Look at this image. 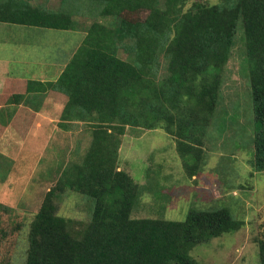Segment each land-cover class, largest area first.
Instances as JSON below:
<instances>
[{
	"label": "trees",
	"instance_id": "obj_1",
	"mask_svg": "<svg viewBox=\"0 0 264 264\" xmlns=\"http://www.w3.org/2000/svg\"><path fill=\"white\" fill-rule=\"evenodd\" d=\"M67 1L50 11L30 0H0V22L75 30L74 17L62 10ZM89 1L98 3L101 18L115 23L90 24L55 80L6 78L2 84L1 95H8L7 105L14 107L4 115L0 107L1 128L11 125L25 133L49 98L63 103L61 128L81 122L90 135L85 153L64 164L44 194L30 223L23 264H200L193 250L239 230L242 222L221 202L193 206L182 221L131 218L142 188L120 168L119 150L128 128L174 135L178 119L188 126L180 128L175 149L184 168H194L188 162L196 158L189 144L198 135L194 139L186 130L201 133L211 126L241 19L254 118L249 163L253 171L264 172V0L195 1L188 8L187 0ZM172 55L186 58L182 68L171 65L175 74L169 78L180 81L178 91L166 113L158 107L149 110L150 95ZM70 193L81 197L85 221L58 215V200ZM167 199L157 198L154 204L161 201L165 208ZM5 237L0 228V243ZM258 246V264H264V239Z\"/></svg>",
	"mask_w": 264,
	"mask_h": 264
},
{
	"label": "rangeland",
	"instance_id": "obj_2",
	"mask_svg": "<svg viewBox=\"0 0 264 264\" xmlns=\"http://www.w3.org/2000/svg\"><path fill=\"white\" fill-rule=\"evenodd\" d=\"M195 1L220 3V0H187L186 7ZM30 2L42 4L41 8L50 11L61 5V0ZM62 10L74 17L75 30L0 22V95L3 93L1 83L6 78L55 80L82 44L90 24L94 21L106 25L115 23L113 18H101L98 3L89 0H68ZM132 16L123 15L126 19ZM243 41L239 19L211 126L201 133L191 134L186 130L194 139L198 135L197 140L189 144L195 150L196 158L188 161L194 168L185 169L175 149L178 138L182 139L180 128L188 126L178 119H175L174 135L164 129L128 128L119 150L120 168L142 188L131 218L182 221L193 206L203 209L221 202L242 222L239 230L194 249L192 254L200 264H258V244L264 239V172L253 171L249 163L254 151V118ZM120 55L123 57L122 53ZM184 62V56H171L159 74L158 86L150 95L149 110L158 107L166 113L170 109L180 85L179 80L175 83L174 78H169L175 74L171 65L182 68ZM8 98V95L0 96L3 115L14 107L7 105ZM61 103L45 98L25 133L11 125L0 127V228L6 232L0 243V264L24 263L30 223L44 194L54 185L60 168L79 158L88 148L90 135L83 123H72L67 130L60 127ZM149 188L150 194L147 193ZM165 195L168 196L165 208L161 201L154 204ZM57 213L75 221L87 219L81 197L73 193L58 200Z\"/></svg>",
	"mask_w": 264,
	"mask_h": 264
},
{
	"label": "crops",
	"instance_id": "obj_3",
	"mask_svg": "<svg viewBox=\"0 0 264 264\" xmlns=\"http://www.w3.org/2000/svg\"><path fill=\"white\" fill-rule=\"evenodd\" d=\"M76 50H77V49H76ZM67 63H68V62H66V64H67ZM3 78H4V77H3V76H1V79H3ZM4 81H5V79H4ZM4 81H3V82H4ZM1 84H3V83H1Z\"/></svg>",
	"mask_w": 264,
	"mask_h": 264
}]
</instances>
